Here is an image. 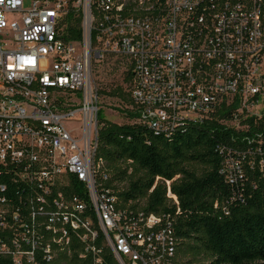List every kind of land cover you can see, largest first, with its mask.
Listing matches in <instances>:
<instances>
[{"label":"built area","instance_id":"obj_1","mask_svg":"<svg viewBox=\"0 0 264 264\" xmlns=\"http://www.w3.org/2000/svg\"><path fill=\"white\" fill-rule=\"evenodd\" d=\"M29 2L0 0V264L75 250L100 264L104 247L119 264H176L174 219L123 201L98 156L94 66L129 69L135 122L155 133L215 121L255 144L220 146L235 184L264 156V0Z\"/></svg>","mask_w":264,"mask_h":264},{"label":"trees","instance_id":"obj_2","mask_svg":"<svg viewBox=\"0 0 264 264\" xmlns=\"http://www.w3.org/2000/svg\"><path fill=\"white\" fill-rule=\"evenodd\" d=\"M98 116V156L106 160L113 182L127 179L121 199H144L147 210L174 219L180 238L176 264H195L178 257L202 253L210 256L208 264H264V156L243 159V176L233 184L222 170L220 148L254 151L255 144H235L231 137L239 134L215 121L165 134L137 122L106 121L101 110ZM121 162L129 166L122 169ZM102 256L100 264H119L107 247ZM54 264H95V258L75 250Z\"/></svg>","mask_w":264,"mask_h":264},{"label":"rangeland","instance_id":"obj_3","mask_svg":"<svg viewBox=\"0 0 264 264\" xmlns=\"http://www.w3.org/2000/svg\"><path fill=\"white\" fill-rule=\"evenodd\" d=\"M29 0H26V7L29 6ZM94 76L100 92V110L106 121L126 124L137 121L136 105L131 96V76L130 71L121 61L116 62L113 58L105 59L94 66ZM115 93V94H113ZM129 166L126 162H121L122 169ZM132 172L131 168L129 173ZM120 187H125L127 179L118 182ZM195 259V264H208L210 256L202 253L199 256L191 255L179 256L178 260L183 262Z\"/></svg>","mask_w":264,"mask_h":264}]
</instances>
